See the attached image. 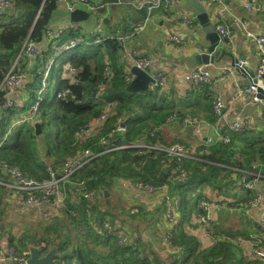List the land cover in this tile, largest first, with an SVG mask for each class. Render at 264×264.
Returning <instances> with one entry per match:
<instances>
[{"label": "trees", "instance_id": "trees-1", "mask_svg": "<svg viewBox=\"0 0 264 264\" xmlns=\"http://www.w3.org/2000/svg\"><path fill=\"white\" fill-rule=\"evenodd\" d=\"M58 7V0H15L10 11L4 14L5 21L0 24V142L3 139L0 145V165L3 162L16 165L31 177L41 180L49 177V164L62 165L78 150L91 148L98 155L75 172L64 191V204L60 214L44 224L37 233L22 231L18 238H12L11 246L15 247L19 256L23 255L29 245L39 246L43 253L55 247L53 264H165L158 253L145 245L141 235L133 236L127 245L121 246L116 236L101 229L106 220L112 225L128 224L125 217L110 218L108 214L111 210L100 206L101 201H110L105 197V191H116L119 181L125 186L126 181L129 184L141 181L155 186L167 184L169 189H177L182 194L179 207L183 211H189L190 199L186 195L193 188L206 184L221 187L224 180L227 184L231 179L233 168L247 167L253 161L264 158V131L259 133L245 128L243 132L231 133L232 140L229 143L222 140L211 147L208 154L198 156L203 160L198 157L185 159L183 170L187 177L183 181L171 180L170 174H173L176 165L173 158L168 159L166 151L130 146L103 152L106 148L100 144V137L116 124L119 116L127 117V131L117 137L123 140L122 144H131L144 138L148 144L161 142L170 146L160 127L177 113L173 103L159 90L146 95L126 90L130 76L125 60L122 59L123 45L115 37L108 36L98 45H89L86 49L80 46L66 60L77 70L75 81L59 80L56 92L69 89L64 97L48 92L40 115L41 134H36L35 126L31 123H23L4 138L12 119L28 107L19 110L16 107L2 106L6 94L2 87L4 77L16 58L20 71L27 66V55L22 51L24 43L28 38L40 44L44 41ZM19 11L21 16L18 15ZM69 34L77 35L79 31L71 30ZM92 35L87 32L89 40ZM51 45L52 43L46 45L44 57L37 60L35 77L28 87L29 95L33 98L29 104L35 100L42 76L41 69L44 67L42 64L50 58L53 49ZM107 61L113 72L109 79L104 77ZM209 97L212 99L210 95ZM107 102H116L117 105L102 130L76 140V133L99 115ZM181 116L186 117L185 114ZM52 121L57 122L58 128L55 130L52 129ZM224 128L226 129V124ZM149 130L155 134L149 135ZM42 137L43 145L40 143ZM115 140L116 137L110 138L109 147L113 146ZM0 178H5L1 169ZM82 191L92 192L93 197H85ZM7 193L8 189L0 185V215ZM130 210L132 222L139 221L140 218L147 220L151 213L141 204H133ZM198 210L197 219L204 214V211ZM183 222L182 219L179 220L174 227L172 241L188 252L184 264H221L222 260L225 264V259L216 258L220 254H229L233 243L216 241L211 248L203 252L197 251L198 243L194 236L186 232ZM135 225L129 228L138 229L139 224ZM42 243L45 246H41Z\"/></svg>", "mask_w": 264, "mask_h": 264}, {"label": "crops", "instance_id": "crops-1", "mask_svg": "<svg viewBox=\"0 0 264 264\" xmlns=\"http://www.w3.org/2000/svg\"><path fill=\"white\" fill-rule=\"evenodd\" d=\"M91 1L105 4V9L103 10L105 20L100 32L101 36L103 34H111L112 30L116 29V27H120L121 29V25L124 26L122 31L125 33L128 32L131 25L144 26L143 31L131 35L129 40L124 45L122 44V59L125 60L127 71H130V68L134 65L135 58L140 57L152 59V64L146 71L151 73L153 77L162 71L168 74L167 82L165 84L163 83L155 90H159L161 93L165 94L168 100L173 103L177 112L169 117L168 121L160 127L165 140L170 142L171 145L180 143L191 147L195 150L194 157H198L201 156V154H208L210 148L220 141L223 140L226 142L225 138L227 136L231 138V133L243 132L245 128L256 130L259 133L264 131V99L259 97L260 100L255 101L254 94L242 92L248 87L246 82L249 81L250 76L248 74L237 73L235 71L236 67L231 65L228 55H225L221 60L214 63L208 64L202 62L195 64L193 67H189L187 59L192 57L195 53H202L204 47L210 44L206 32L196 19V14L189 0H173L169 5L168 11H165L163 5L149 8L146 2L148 0L122 1L117 4V9H113L110 3L102 2L101 0ZM201 1L210 14V19L216 29L218 26H223L231 31L227 36L229 42H222V47L233 49L235 55L239 57V59L243 57L247 65L256 73L262 54V47L258 44L257 38L261 36L264 37V0ZM14 3L15 0H13V5ZM247 3H258L262 6V9L258 11L255 8H248ZM211 4L215 5L214 9H211ZM58 5L59 7L54 13L47 31L48 33H46L47 35L44 39V47H46V44L50 41V33H52L51 37H53L64 24L71 21L66 6L62 3H58ZM4 14L5 12L0 10V24L5 21ZM94 19L95 17L91 16L89 20L82 21L81 27L84 29V32L80 30L81 27L75 31H79V34L82 35L90 32L93 34L91 39H97L99 34L93 32L96 23ZM184 19L192 21V26L186 27L183 25L182 21ZM70 31L71 30L65 31L61 37L52 41L51 47L53 49L50 56L53 55L55 45H59L67 39L77 36L70 35ZM249 33H252V35ZM171 36H177L181 42L175 44ZM86 40H89L87 36L82 43L72 50L79 49ZM92 44L96 43H89V45ZM199 45L201 46L200 49L198 48ZM70 56L71 55L68 57L63 56L62 59L60 58L56 61L57 67L53 71L51 81L57 78V83H59L62 71V68L59 69V67L69 63L66 60ZM16 61H18V58H16L15 62ZM26 63L27 66L21 70L25 74L27 83L19 92L13 94L17 106L20 107L16 108L19 110L28 106L29 101L33 100L29 95L28 87L34 80L37 61L26 57ZM200 68L211 73V84L191 83V81H189V73L192 70ZM228 69L233 70L231 75L225 72ZM129 76L130 80V73ZM152 83L153 82L149 84V87ZM152 91L154 90L140 94L146 95L148 92ZM208 94L211 97L214 95L221 97L225 103L224 116L221 120H219L217 116L215 117L213 97L211 99ZM116 105V102H107L103 110L111 106L112 114L116 109ZM182 114H185L186 117L182 118ZM124 118L127 120V117ZM235 122L241 125L238 131L231 130L228 127V124ZM225 124L226 129L224 128ZM124 125L126 126L125 123ZM102 126L103 125H99L98 128ZM114 126H116V124H114ZM121 135L124 134L120 133L116 135V139H119L117 137ZM84 137L86 136L82 138ZM179 140L181 141L173 143V141ZM40 143L43 145V137ZM120 143H123V140L120 139ZM198 159L203 160L200 157H198ZM0 169L5 175V178H0V180H7L8 174L3 170V163L0 165ZM242 170L261 173L260 189L264 195V158L253 161L251 165L247 167L233 168L231 179L227 184H225L224 180L221 187L206 184L193 188L188 192V195H186V198L190 199L189 208H191V210L189 211H183L179 207V199L182 194H180L177 189L172 191L171 187L170 189L168 188V194L174 201L178 220L182 219L186 232L195 237L198 243L197 251L201 250V252H203L211 248L217 243L216 241H230L233 243L231 244L232 251L229 254H220L216 259H225V264H264V257H259L252 253L254 247L264 251V232L258 225L259 221L264 218V202L259 208H249L247 206V202L254 196V192L244 189L240 184L239 173ZM143 195L146 197L147 204H145V207L148 211L151 213H162L164 215L165 200L161 194L156 193L155 195H157V197L148 195V193H143ZM201 200L208 201L209 205L212 204L213 207L211 211L213 214L212 220H210L206 227H204L200 220L205 212L199 219L196 217L199 213L198 208L200 209L199 203ZM46 204L49 206L52 205L51 203ZM14 207H17V205L15 204L12 191L8 189V193L4 197L1 205L0 257H2L3 254L6 253L7 248L11 246L12 238H18L22 231L29 230L28 223L24 224V228L22 225L16 227L10 223L9 218L15 213ZM39 207L40 206H33L32 208ZM39 211V209L26 211V215L34 222V220L38 218ZM190 213H192L190 218L185 220L189 217L188 214ZM49 221L51 220L42 221L37 224V227L41 230L42 226ZM153 221L155 225H149L148 229L141 227L138 229H131L126 223L122 226H124L126 231L134 233L135 236L141 235L145 245L158 253L165 264H184L188 256L187 251L183 250L180 246H178L179 249H167L163 244L162 237L167 229L165 219L162 222L161 229L157 228V226H159L158 220L154 219ZM205 233L209 234V236ZM228 238H234L235 240L231 241ZM31 246L36 245H29L28 249ZM223 261L224 260L221 261V264H224ZM0 264L17 263L7 259L5 262L0 261Z\"/></svg>", "mask_w": 264, "mask_h": 264}, {"label": "built area", "instance_id": "built-area-1", "mask_svg": "<svg viewBox=\"0 0 264 264\" xmlns=\"http://www.w3.org/2000/svg\"><path fill=\"white\" fill-rule=\"evenodd\" d=\"M173 0H148V7H159L163 5L165 11H168L170 3ZM220 1V0H219ZM58 3H62L66 6L68 16H71V13L75 11L77 8H82L86 10L90 17H95V29H93L94 33H98L99 36L95 39L94 43L97 45L100 44L105 37L111 36L115 37L121 44H125L131 35L141 32L144 30V26L141 25H131L127 33L123 32L120 27H116L113 29L111 34L107 35H100L103 22L105 17L103 15V10L105 9V4L102 3H94L91 0H58ZM13 0H0V10L3 12H7L12 8ZM248 8H255L258 11H261L262 6L258 3H247ZM83 22L79 21H70L69 23L64 24L54 35L50 36V41L48 44L53 43L56 38L61 37L65 31L67 30H77L81 27ZM182 24L186 27L192 26V21L188 19H184ZM218 31L222 36H228L230 34V30L227 27L218 26ZM48 33V32H47ZM252 35V33H249ZM47 35V34H46ZM45 35V37H46ZM87 36L86 33L77 34V36L71 37L67 39L65 42L55 45L53 55L45 61L42 65H44L42 71V76L40 80V85L35 94V100L28 105L27 109L23 112H20L16 115L11 122L10 129L4 134V138H6L12 129L16 126L21 125L23 123H31L33 126L40 122L41 120V112H42V104L46 99V96L49 91L51 77L53 75V71L57 67V60L63 57V53L66 51H70L76 48L80 43L85 40ZM172 41L175 44L181 42V40L177 36H171ZM45 39V38H44ZM44 42V41H43ZM37 43L35 41H31L30 38L26 41L22 51L27 55V57L31 59H35L36 61L40 58L42 59L45 54V47L43 46L44 43ZM258 44L262 47V54L260 56L259 65L256 71L257 79H263L264 77V37L257 38ZM17 62H14L11 69L7 72L2 82L3 89L6 90L5 94V103L2 105L4 108L10 107H18L16 101L13 98V94L15 92H19L21 88L24 87L27 83V79L23 71H20L17 65ZM246 61L241 59L237 61L233 67H241L244 65ZM107 67L104 69V77L109 79L112 76V68L109 66V62L107 61ZM152 64V59L140 58L136 57L134 60V65L142 68L147 69ZM61 70V79H70L71 81H75L74 75L76 74V68L70 64L66 63L64 66L62 65L59 67ZM232 69H228L225 71L228 75H231L233 72ZM154 82L151 84V90L157 89V87L161 86L163 83L165 84L168 80V74L165 71L159 72L154 75ZM189 81L191 83H202V84H211L212 76L211 73L203 68L192 70L189 73ZM243 93H252L254 94V100L259 101L260 98L257 96V83L251 84L250 86L246 87ZM69 93V89H62L56 92L57 97H64ZM213 97V110L215 115L221 120L224 116V108L225 103L219 96H212ZM112 108L108 106L103 112L93 118L84 128L80 129L76 133V140H80L83 136H91L98 132H100L101 128H98L99 125H104V123L108 120L109 116L111 115ZM2 117V115H0ZM126 119L123 116H119L117 118L116 126H113L107 133L103 134L100 137V144L104 146L106 149L103 152L107 151H114L118 149L132 147H139L140 149L143 148H150V149H158L166 151L168 154V159L173 158L174 163L176 165V169L173 174H170V178L172 181H183L187 177V173L184 171L183 162L185 159L193 158L195 156V150L191 147L186 145L176 143L174 145L166 146L161 142H156L155 144H148L146 143L144 138L137 139L131 144H122L119 143L114 144L113 146L109 147L110 138L116 137V135L123 133L125 134L127 131V127L124 125V121ZM228 127L231 130L238 131L241 128V125L237 122L228 124ZM155 134L154 131H150L149 135L153 136ZM3 141V139H2ZM0 142V145L2 143ZM225 141L229 143L231 138L227 136ZM168 147L166 150L164 147ZM100 154V153H99ZM98 154H95L91 148H86L83 150H78L73 155L69 156L62 165H52L49 164L47 166V172L49 177L43 179H36L25 173L20 167L12 164H8L3 162V170L6 171L8 174L7 180H0V185H3L12 191V195L15 200V204L21 208H32L33 206H42L46 203H51L59 206H63L64 204V191H66V187L68 183L71 181L75 172L81 169L84 165H86L91 159L96 157ZM169 163L171 162L168 161ZM166 164V163H165ZM179 169V170H178ZM184 169V170H183ZM261 173L250 171V170H242L239 173V182L242 187L246 190H251L254 192V196L247 202V206L249 208L256 207L259 208L264 202V195L260 189L261 183ZM134 184V190L136 191H143L148 194H156L159 193L164 197L165 200V213L164 219L167 229L163 234L162 241L164 246L167 249H179L178 246L173 244V230L174 227L177 226L179 223L174 201L168 194V186L167 184H163L160 186H155L150 183L144 182H136ZM126 185L129 183L126 181ZM82 194L85 197H93L92 192H83ZM199 207L205 214L200 218L201 222L203 223L204 227L208 226L210 220H212V204L209 205L208 201L201 200L199 203ZM261 230L264 232V218L261 219L258 223ZM102 230H106L108 233L116 236L118 242L121 246H125L128 244L130 239H133L135 236L134 233L130 231H126L124 226H117L112 225L110 221L106 220L103 222ZM206 234V233H205ZM209 236V234H206ZM229 240L233 241L234 238H228ZM41 246H45V243H42ZM252 253L259 257H264V251L260 250L259 248H253ZM30 256V250H26L22 256H19L16 252L14 246H9L6 250V253L0 257V261L5 262L7 259L17 263V264H27V259Z\"/></svg>", "mask_w": 264, "mask_h": 264}, {"label": "water", "instance_id": "water-1", "mask_svg": "<svg viewBox=\"0 0 264 264\" xmlns=\"http://www.w3.org/2000/svg\"><path fill=\"white\" fill-rule=\"evenodd\" d=\"M102 2L110 3L113 9H117V4L126 1V0H101ZM190 5L192 6L196 19L199 24L202 26L203 30L206 32L207 39L210 44L204 47L202 53H195L192 57L187 59L189 63V67H193L195 64H199L202 62L205 63H214L221 60L225 55L230 57L231 65L233 66L237 61H239V57L235 55L233 49H227L226 47H222V42L228 43L229 38L227 36H221L219 31L214 26L213 22L210 19V14L204 7L201 0H189ZM211 9H214L215 5H210ZM21 11H19L18 15L21 16ZM71 21H86L90 19V14L82 9L77 8L75 11L71 13L70 16ZM200 45L198 48L200 49ZM243 59V57H240ZM235 71L239 74H248L250 76L249 81L246 82V85L249 86L251 84L257 83V96L264 99V77L263 79H257L256 73L245 63L241 67H236ZM129 73L131 74V78L126 87V90L133 93H144L146 91H151L149 84L154 82V78L148 71L139 68L133 65L130 68ZM225 110V109H224ZM36 134H41L42 132V124H35ZM120 139H116L114 144H119ZM109 192L105 191V196H109ZM30 256L27 259V264H53V259L56 255V248L50 249L48 252L43 253L41 248L37 246H31L29 248Z\"/></svg>", "mask_w": 264, "mask_h": 264}, {"label": "rangeland", "instance_id": "rangeland-1", "mask_svg": "<svg viewBox=\"0 0 264 264\" xmlns=\"http://www.w3.org/2000/svg\"><path fill=\"white\" fill-rule=\"evenodd\" d=\"M80 30L84 32V29H82V27ZM89 43H94V40L93 39L86 40V42L82 44L81 48L82 49L88 48ZM93 45L94 44H92V46ZM72 53H73V50L66 51L63 53V56L68 57ZM57 80H58L57 78H54L52 81H50L49 92L51 95H54L56 93L57 86H58ZM57 128H58L57 122L52 121V129L55 130ZM164 148L166 150L168 149V147H164ZM115 190L116 191H113V192L111 191L108 197L105 196L106 198H109L110 200L108 203L104 201L100 202V206L103 209L111 210L110 213L108 214L110 218L119 217V219H122L123 217H125L128 219L127 223L129 224V226H136L135 224L138 223L139 227L144 228V229H148L149 225H155V222L153 220L157 219L159 223V226H157V228L161 229L162 222L164 221L163 219L164 215L162 213H150L147 216V220H142V218H140L139 221H133V222L130 221V213H131L130 208L132 207V205L141 204L143 207H145V204H147L146 199H145L146 197L143 195V193L145 192L134 190L133 183H130L129 185L125 186V185H122L120 181L116 185ZM148 195L153 196V194H148ZM155 197H157V195H155ZM14 209H15V213L9 218L10 223L16 227H20L22 225L23 228H24V224L28 223L29 224L28 229L32 233H35V232L37 233L40 231V228L37 227V224L41 223L42 221L54 219L56 216L60 214L61 206L55 205V204H52L51 206H49L48 204H44L43 206H40L39 208L25 209L21 207L19 208L17 206V207H14ZM35 209H39L40 211H39L38 218H36L33 222L30 218L27 217L26 211L35 210ZM116 225L119 226V224H116Z\"/></svg>", "mask_w": 264, "mask_h": 264}]
</instances>
